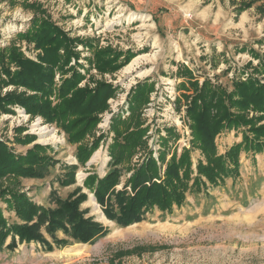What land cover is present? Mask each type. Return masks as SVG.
I'll list each match as a JSON object with an SVG mask.
<instances>
[{
	"label": "rangeland",
	"instance_id": "374dc122",
	"mask_svg": "<svg viewBox=\"0 0 264 264\" xmlns=\"http://www.w3.org/2000/svg\"><path fill=\"white\" fill-rule=\"evenodd\" d=\"M34 2L71 37L92 39L98 46L131 54L130 60L113 73L91 70L95 79L119 86L108 100L109 108L99 115L100 121L106 113H111V118L114 108L116 112L126 111L131 86L147 78L154 82L142 115L149 125L148 145L155 157L165 127H173L179 134L171 149L176 146L179 153L190 146L185 106L182 102L177 109L174 103L183 80L177 77L179 64L188 66L199 82L208 77L230 87L231 80L241 76L243 70L250 73L259 60H264V0H0V46L27 27L33 14L29 4ZM17 45L32 58L37 52L24 41ZM77 49L82 56L90 55L91 51L81 45ZM252 50L259 59L251 55ZM139 55L145 58L130 72L125 71ZM249 61L252 67L246 69ZM145 69L149 71L138 77V72ZM18 126L25 127L23 134L35 135L33 143L50 145L60 162L43 178H21L22 188L38 204L48 207L53 206L48 197L51 190L66 198L76 186L82 187L87 199L81 209L108 232L91 243L70 241L61 247L53 243L51 250L38 242H24L14 249L4 246L0 264H264V149L240 153L238 177L187 193L183 204L174 206L171 213L154 208L140 221L123 227L108 220L98 204L95 208L90 201L93 194L83 187L89 173L103 176L107 172L110 133L81 165L75 158V145L68 143L54 124L32 118L18 107L13 114L0 113V139L11 141ZM42 126L53 131L57 141H43L39 136ZM103 133L108 134L107 130ZM240 140V131L221 132L216 138L218 152ZM33 143L15 145V149L25 151ZM192 157L195 162L199 152L194 151ZM65 164L77 165L76 180L60 186L57 177L64 173ZM4 215L10 221L14 219L12 212L4 210ZM56 235L64 237L61 232ZM47 240L52 243L48 236Z\"/></svg>",
	"mask_w": 264,
	"mask_h": 264
},
{
	"label": "trees",
	"instance_id": "16d2710c",
	"mask_svg": "<svg viewBox=\"0 0 264 264\" xmlns=\"http://www.w3.org/2000/svg\"><path fill=\"white\" fill-rule=\"evenodd\" d=\"M29 7L33 14L27 27L0 46V113L13 114L18 107L32 118L54 124L67 142L75 145V158L81 165L110 133L107 172L103 176L91 172L83 179V187L93 194L108 220L125 227L154 208L171 213L174 206L183 204L187 193L238 177L242 151L258 153L264 149V60L256 67L247 62L246 69L252 67L250 73L243 70L231 80L230 87L208 77L199 82L188 66L179 64L176 73L183 80L174 103L177 109L182 102L185 106L190 146L179 153L176 146L171 149L179 134L173 127H165L155 157L148 145L149 125L142 115L154 91V82L148 78L131 86L127 109L112 114L108 134H96L99 115L109 108L108 100L119 86L95 79L91 70L113 73L131 54L98 46L92 39L71 37L39 3ZM21 41L37 51L33 58L17 45ZM79 45L91 51L90 55L82 56ZM250 52L259 59L258 53ZM225 130L240 131L241 140L219 153L216 138ZM24 131V126H18L11 141L0 139V249L38 242L51 250L53 243L57 247L70 241L91 243L106 235L108 228L81 209L87 199L82 187L76 186L66 198L51 190L48 197L53 206L48 207L38 204L22 188L21 178H43L60 163L50 145L33 143L35 135ZM31 143L25 151L15 149V145ZM194 151L199 152L195 162ZM63 169L57 177L59 185L75 183L77 165L65 164ZM4 210L14 214L12 221ZM58 232L64 237H57Z\"/></svg>",
	"mask_w": 264,
	"mask_h": 264
},
{
	"label": "bare ground",
	"instance_id": "6f19581e",
	"mask_svg": "<svg viewBox=\"0 0 264 264\" xmlns=\"http://www.w3.org/2000/svg\"><path fill=\"white\" fill-rule=\"evenodd\" d=\"M143 58H145L144 55H139L134 57L130 63L125 67V71L130 72L132 69H134L136 66ZM149 69H145L143 71H139L137 76H143L145 75ZM38 124H40L38 122ZM39 136L43 141H57L56 136L53 131H49L46 127L42 126L39 128ZM90 201L95 205V208L98 207L93 195H90ZM102 215V214H101Z\"/></svg>",
	"mask_w": 264,
	"mask_h": 264
},
{
	"label": "built area",
	"instance_id": "2783aa9c",
	"mask_svg": "<svg viewBox=\"0 0 264 264\" xmlns=\"http://www.w3.org/2000/svg\"><path fill=\"white\" fill-rule=\"evenodd\" d=\"M112 111L116 112V109L114 108ZM110 115H111V113L109 115H107V113H106L105 117L103 116V118H102L103 120H101L100 123H98V127H99L98 128L99 129L98 133L106 132V130L108 129Z\"/></svg>",
	"mask_w": 264,
	"mask_h": 264
},
{
	"label": "water",
	"instance_id": "95a60500",
	"mask_svg": "<svg viewBox=\"0 0 264 264\" xmlns=\"http://www.w3.org/2000/svg\"><path fill=\"white\" fill-rule=\"evenodd\" d=\"M94 197V196H93ZM95 199V198H94Z\"/></svg>",
	"mask_w": 264,
	"mask_h": 264
}]
</instances>
